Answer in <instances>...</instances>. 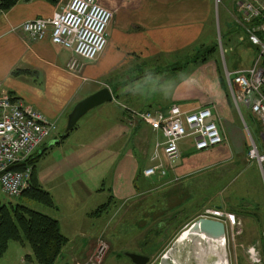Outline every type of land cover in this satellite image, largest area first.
I'll list each match as a JSON object with an SVG mask.
<instances>
[{
    "label": "crops",
    "instance_id": "0c3cea01",
    "mask_svg": "<svg viewBox=\"0 0 264 264\" xmlns=\"http://www.w3.org/2000/svg\"><path fill=\"white\" fill-rule=\"evenodd\" d=\"M97 1L113 12V21L108 29L109 41L95 62L84 63L79 59L84 63L79 75L67 71L72 52L53 44L50 37L32 42L27 36L13 32L26 21L51 19L69 0H60L55 5L46 0H22L0 16V84L7 93L42 113L58 128L33 156L40 159L46 156L45 161L49 160L47 163L50 164L42 172L35 168L34 181L51 194L55 202L54 207L45 206V210L37 212L58 221L62 234L68 239L56 264L86 261L93 257L98 242L103 241L110 247V252L101 264H133L124 262L112 252L113 239H118L124 230L120 226L131 216L150 217L157 203L171 209L185 208L183 211L194 206L199 199L197 193L201 191L196 184L197 175L211 166V160H217L213 163L216 165L224 157L240 158L243 169L252 170L256 180L254 186L245 188L246 192L252 195L256 209L264 204L261 172L255 163L248 162L243 156V148L250 144L251 139L248 130L252 128L244 114L251 116L252 122L258 123V120L248 108H237L227 81L229 97L221 103L220 117L215 107L208 106L213 111V120L224 143L218 148L200 152L196 150L193 138L188 143L185 139L180 143L181 157L174 165L167 162L163 154L161 146L165 139L162 133L154 132L150 126L132 117L135 112L166 114L173 106H179L185 112L201 109L190 108L177 97L184 92L173 94L174 103V99L160 103L156 95L162 83L158 82L166 80L162 76L167 75L170 65L181 64L183 67L177 73L187 75L179 80L189 82L187 87L190 90L187 91L191 95L194 84L198 89L200 38L208 25L214 28L211 19L215 21L220 8L213 0ZM234 9L239 32L249 41L245 32L249 26L241 9L233 5L231 10ZM242 56L243 61H229L225 75L227 71L236 72L254 65L256 59L247 50ZM148 72L151 76L143 79L142 75ZM143 80L153 81L154 86L141 92L147 87V82L141 86ZM105 88L111 91L114 100L92 110L62 140L68 116L74 107ZM255 133L260 135L256 142L264 152L261 132ZM156 155L167 173L165 176L157 173L146 177L144 172L156 165L153 161ZM215 177H210L211 182L216 181ZM220 184H213L210 192L207 184V193L201 195L209 199L219 198L220 192L229 190L222 181ZM248 198L239 197L243 203H247ZM211 202L216 204L210 208L223 210L218 201ZM111 208H118L112 216L107 214ZM120 209L126 213L123 220L115 225L122 215ZM195 209L196 206L192 210L194 213L186 215L187 224L200 215ZM163 226L166 225L160 224L158 229L162 230ZM22 248L11 243L5 257L10 251L20 257L24 252ZM23 261L33 262L27 257ZM211 264L219 263L215 259Z\"/></svg>",
    "mask_w": 264,
    "mask_h": 264
},
{
    "label": "built area",
    "instance_id": "2783aa9c",
    "mask_svg": "<svg viewBox=\"0 0 264 264\" xmlns=\"http://www.w3.org/2000/svg\"><path fill=\"white\" fill-rule=\"evenodd\" d=\"M218 6L221 0H215ZM240 9L245 23L249 42L258 48V56L251 68L236 72H226L231 97L240 109L250 110L261 127L264 143V5L257 0H240ZM5 11L1 8L0 16ZM260 19L259 24L254 25ZM113 21V12L102 6L97 0H69L51 19H34L24 22L13 29L27 36L32 42H40L50 37L53 44L72 52L67 71L79 75L84 63L95 62L105 51ZM79 59L84 63H80ZM133 120L141 121L154 132H161L165 142L163 154L171 165L181 157L180 143L193 138L197 151H206L220 147L224 138L213 120V111L209 107L197 111L185 112L179 106H173L168 115L163 112L132 113ZM58 128L39 111L25 106L23 101L7 93L0 84V189L10 198H19L31 187L33 168L29 161L33 155L49 140ZM248 159L257 165L264 181V152L251 137ZM144 174L153 177L157 173L166 175L165 167L159 157ZM25 166L21 171L18 166ZM221 222L232 228L241 226L234 216L222 210L209 209L201 217ZM227 222H229L227 224ZM104 252V249H101ZM100 252V254H102ZM253 262H259L256 248L249 251Z\"/></svg>",
    "mask_w": 264,
    "mask_h": 264
},
{
    "label": "rangeland",
    "instance_id": "374dc122",
    "mask_svg": "<svg viewBox=\"0 0 264 264\" xmlns=\"http://www.w3.org/2000/svg\"><path fill=\"white\" fill-rule=\"evenodd\" d=\"M213 1L215 2V0ZM239 1L240 0H221V3L218 6L215 2L217 8H220L219 12H216L215 21L214 18L211 19L213 26L214 24L215 26L213 28L211 25H208L200 38V78L198 80V89L196 90L197 85L195 88L194 84V93L192 95L190 92L188 93L190 90V87H187L189 82L179 80V78L184 77L187 74L177 73L183 65H170L168 67V73H166L167 75L162 76L163 78L166 77V80L162 79L160 82L157 81L158 83H162L159 94L156 95L159 96L157 99L160 103L164 104L166 102H171L173 99L172 102L174 103L176 100L173 94H176V92H181L182 94V92H184L185 94L182 96L177 95V97L179 99L182 98L184 103L187 104L186 106H190V108L193 109L212 106L215 107V112L218 110L219 113L217 114L220 117L223 105L221 103L223 101L225 103L226 99L229 97L225 84V70L229 69L227 66L229 61L233 60V63L243 61L244 58L242 53L244 50H247L255 59L258 56V48L247 41L243 33L239 32V25L236 22V19H238L236 16L237 12H235L236 10H231L233 5H237V7L240 8ZM257 1L264 5V0ZM172 69L176 70L172 71ZM148 75L151 76L149 72L146 75L143 74V79ZM143 82H147V87L141 89V92L150 88L149 86H154L153 81L150 82L148 80H143L141 83L142 87ZM181 85L183 86L180 87ZM168 114L169 112L166 113V115ZM244 115L248 121V125L252 127L248 130V136L250 134V138L252 137V139L257 141L260 135L255 133V131L261 132L260 124L256 123L254 120V122H252L251 116L248 114ZM163 140L164 139L162 138V141ZM186 140V143L193 141L192 138ZM249 145L250 144H247L245 149L243 148V156H246L248 162H250L248 159ZM45 157L46 156H43V158H41L35 165L40 172L46 168L47 164H50L47 163L49 160L45 161ZM216 162L217 160H211V164H209L211 166L202 170L197 175L199 179H197L198 182L196 181V184L197 187L199 186V188H201V191L200 193H197L199 199L194 202V206L186 208L187 211H183L185 208L171 209L167 208L165 205L160 206V204L157 203V206L153 209L150 217L144 219L140 216L128 217V220H126L127 222L120 226L121 230H124L120 232L118 239H116V237L113 239L114 245L112 247V252L115 255H119L121 257L120 259L124 262L131 261L127 257V254L141 253L142 256H147L151 259L150 264H159L161 257L172 247L181 234L186 231L192 223L199 220L207 210H213V208L210 207L215 206L216 202L212 203L211 201H218L219 205H221L227 214L234 215L241 222V226L238 228H232L231 225L228 224L229 222H227L225 244L227 264H264V204L258 206L259 209H256L252 203L254 201L251 199L252 195L245 190V188L254 186L256 183L252 170L247 168L243 169L244 165L240 158L230 159V157H224L220 163L213 165V163ZM214 176L217 177H215L216 181L213 183V181L211 182L210 177L213 178ZM199 180L201 181L199 182ZM221 181L229 188L228 192H225L226 190L220 192L218 194L220 197L213 199L201 195L207 193V184V186L210 187L208 189L210 192L212 185L216 184V186H218ZM219 187H221V184ZM242 196L249 197L247 203H243L239 199V197ZM0 200L3 202L20 204L34 211H43L46 209L45 205L31 200L28 197L10 198L2 193L1 189ZM195 206V212L198 211L200 215H198L195 218L196 220L192 223L187 224L186 215L190 216L194 213L192 210ZM117 209L111 208L107 214L112 216L116 213ZM123 210L124 209H120L119 212H122ZM125 213L126 211L122 212V215L115 225L123 220ZM160 224L166 226H163L161 228L162 230H160L158 229ZM168 227L169 230H167ZM13 243L16 244V246L20 245L22 248L21 243L12 242V244ZM252 248H256L259 252V262L251 261L249 251ZM22 249L24 252L20 257H16V255L12 254L10 251L5 259H3L2 264H38L35 261L29 263L25 261L22 262V259H26L28 255L32 256L31 249L28 245H24V248ZM101 249H104V252H101ZM100 252L102 254H100ZM109 252L110 247L106 242H98L97 250L92 258H89L86 261H78L75 264H101L107 260L106 257ZM208 253V260L206 259L204 264H211V259H214L210 256L211 252L208 251Z\"/></svg>",
    "mask_w": 264,
    "mask_h": 264
},
{
    "label": "trees",
    "instance_id": "16d2710c",
    "mask_svg": "<svg viewBox=\"0 0 264 264\" xmlns=\"http://www.w3.org/2000/svg\"><path fill=\"white\" fill-rule=\"evenodd\" d=\"M22 0H0L1 8L9 11ZM55 5L60 0H46ZM258 19L254 25L259 24ZM176 69H172L175 71ZM69 135L63 136L65 140ZM43 157V156H41ZM40 157L31 158L29 165L33 168L31 187L22 197H28L47 207H54L55 202L47 191L34 181L35 165ZM25 166H18L16 170H23ZM12 242L28 245L32 256L27 259L38 264H56L61 258L63 249L68 244V239L62 234L59 222L40 212L12 202L0 200V261L5 257Z\"/></svg>",
    "mask_w": 264,
    "mask_h": 264
},
{
    "label": "water",
    "instance_id": "95a60500",
    "mask_svg": "<svg viewBox=\"0 0 264 264\" xmlns=\"http://www.w3.org/2000/svg\"><path fill=\"white\" fill-rule=\"evenodd\" d=\"M113 100V94L105 88L79 102L68 116L67 127L63 136L74 131L79 122L92 110ZM221 237L226 239V226L223 223L201 218L181 234L172 247L161 257L159 264H204V261L209 257L208 251L212 245L210 240ZM127 257L133 264H150L151 261L149 257L139 254L129 253Z\"/></svg>",
    "mask_w": 264,
    "mask_h": 264
},
{
    "label": "bare ground",
    "instance_id": "6f19581e",
    "mask_svg": "<svg viewBox=\"0 0 264 264\" xmlns=\"http://www.w3.org/2000/svg\"><path fill=\"white\" fill-rule=\"evenodd\" d=\"M210 244H212L210 249V256L216 259L219 264H227L225 247L226 239L221 237L219 239L210 240ZM214 259H211V262H214Z\"/></svg>",
    "mask_w": 264,
    "mask_h": 264
}]
</instances>
